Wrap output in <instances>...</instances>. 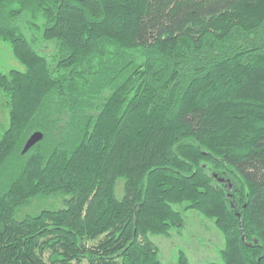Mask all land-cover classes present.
Listing matches in <instances>:
<instances>
[{
  "label": "trees",
  "instance_id": "1",
  "mask_svg": "<svg viewBox=\"0 0 264 264\" xmlns=\"http://www.w3.org/2000/svg\"><path fill=\"white\" fill-rule=\"evenodd\" d=\"M0 39V264H161L181 210L264 264V0H0Z\"/></svg>",
  "mask_w": 264,
  "mask_h": 264
},
{
  "label": "rangeland",
  "instance_id": "2",
  "mask_svg": "<svg viewBox=\"0 0 264 264\" xmlns=\"http://www.w3.org/2000/svg\"><path fill=\"white\" fill-rule=\"evenodd\" d=\"M17 25L23 31L24 22L18 19ZM54 43V42H53ZM37 51L49 55L52 49L51 43H40L35 46ZM10 69L23 70L24 65L13 55L10 43L0 39V71L7 72ZM8 123V105L6 98L0 94V135L6 129ZM122 179L117 181L115 193L118 198L123 195ZM181 210L179 206H175ZM184 225L178 232L170 235L150 234L149 238L155 244L161 264H173L176 257V250L183 249L189 256L192 264H207L210 261L219 260V249L223 245V238L219 230L210 219L204 218L194 210L182 211ZM84 264V263H83Z\"/></svg>",
  "mask_w": 264,
  "mask_h": 264
},
{
  "label": "water",
  "instance_id": "3",
  "mask_svg": "<svg viewBox=\"0 0 264 264\" xmlns=\"http://www.w3.org/2000/svg\"><path fill=\"white\" fill-rule=\"evenodd\" d=\"M42 138V133L40 131H34L25 141L22 152H25L30 146Z\"/></svg>",
  "mask_w": 264,
  "mask_h": 264
}]
</instances>
